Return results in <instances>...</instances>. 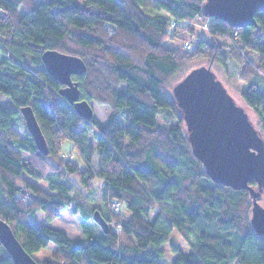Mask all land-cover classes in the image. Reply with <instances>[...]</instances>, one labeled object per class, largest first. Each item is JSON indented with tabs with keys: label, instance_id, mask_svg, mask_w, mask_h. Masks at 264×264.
I'll return each instance as SVG.
<instances>
[{
	"label": "trees",
	"instance_id": "1",
	"mask_svg": "<svg viewBox=\"0 0 264 264\" xmlns=\"http://www.w3.org/2000/svg\"><path fill=\"white\" fill-rule=\"evenodd\" d=\"M84 1L0 0V219L33 256L54 244L45 264H163L162 245L174 230L191 251L174 246L171 264H264L251 189L208 176L170 94V80L189 60L207 57L211 67L234 61L247 83L244 102L264 133V12L256 13L257 25L233 27L205 15L207 0ZM188 20L209 28L193 51L168 40L181 26L190 28ZM52 49L85 61L86 73L75 76L81 96L109 110L105 122L83 119L61 95L42 57ZM23 106L36 112L46 155L26 128ZM67 141L84 167L63 157ZM98 180L105 184L102 206L92 204ZM70 208L82 217V238L31 219L42 211L53 221ZM97 210L108 232L94 231ZM0 264H15L1 242Z\"/></svg>",
	"mask_w": 264,
	"mask_h": 264
},
{
	"label": "water",
	"instance_id": "2",
	"mask_svg": "<svg viewBox=\"0 0 264 264\" xmlns=\"http://www.w3.org/2000/svg\"><path fill=\"white\" fill-rule=\"evenodd\" d=\"M204 13L226 21L233 27L257 25L256 13L264 12V0H207ZM44 65L52 78L62 84L61 95L68 99L85 120L94 116L91 102L82 98L76 75L88 69L77 56L56 49L42 54ZM172 94L182 115L187 137L196 158H199L208 176L237 190L251 189L252 226L264 235V133L252 121L245 106L236 102L210 65L196 67L173 86ZM28 132L39 151L49 153V144L31 106L20 109ZM255 181L257 188L251 187ZM95 221L105 232L109 222L97 210ZM0 242L10 253L15 264H41L27 252L7 220L0 219Z\"/></svg>",
	"mask_w": 264,
	"mask_h": 264
},
{
	"label": "rangeland",
	"instance_id": "3",
	"mask_svg": "<svg viewBox=\"0 0 264 264\" xmlns=\"http://www.w3.org/2000/svg\"><path fill=\"white\" fill-rule=\"evenodd\" d=\"M81 4H83L84 0H78ZM187 25H189L190 28L186 29L181 26V28H178V32L175 33V35H171V37H168V40L171 44H174L176 46L182 47L184 46L187 48V51H193L194 47L196 46L197 42L199 41V38L208 37L209 35V28L206 21L202 20H191V21H185ZM185 24V25H186ZM186 25V26H187ZM174 31V29H173ZM172 31V33H173ZM177 31V30H176ZM170 44V45H171ZM225 49H230L228 47H225ZM246 56L251 59L253 64L255 66L258 65V58L257 55L251 51H248ZM1 54H0V60H1ZM210 60L207 57L204 58H193L192 60H189L186 65L183 66V69L180 73L175 75L172 80H170V87L176 84V82L183 79V77L189 73L190 70L204 66L209 65ZM212 70L216 72L217 77L224 83L225 87L228 89V92L232 94V96L235 98L236 102H239L241 105L245 106L247 109V112H249L252 121L256 124L258 128L261 129L262 123L260 122V119L258 115L253 112V110L244 102L243 99V90L247 87V83L245 80L241 78V67H238L234 61L228 62L226 66L215 62V64L212 66ZM171 96L172 89L170 90ZM5 98V97H4ZM93 108H94V115L99 118L101 121L105 122L107 120V117L109 115V110L105 107H102L100 105H97L95 102H91ZM180 111V110H179ZM164 118H160V122H164ZM25 122V121H24ZM26 123V122H25ZM21 133L24 132V123L19 127ZM27 128V127H26ZM61 153L64 158H76V162L80 163L83 167L85 166V163L83 162L80 154H77V152L74 150V143L68 142L64 144ZM91 166L97 170L96 163L92 162ZM76 179V178H75ZM41 186L44 188H48V183L44 180L37 181ZM98 189L95 193V200L92 202V204L102 206L106 203V198L104 195L105 191V184L102 180L97 181ZM261 202L264 204V198L261 197ZM111 207V206H110ZM121 207V205H120ZM123 212L126 210L124 207L121 208ZM128 213V212H127ZM155 212L152 214L154 215ZM33 223H35L37 226H42L45 224H50L51 226L63 229L68 236L71 238H82L85 236L84 228L82 227V217H80L79 214L73 213L72 209H68L64 211L62 214L59 215V217H56L53 221H47L46 215L39 211L38 214L35 217L31 218ZM92 227H94V231L96 233H100L102 231V227L98 226L97 223H92ZM118 227V226H117ZM181 248L183 251L189 252L191 251V246L189 244V241L186 240V238L177 230H174L171 233V237L168 242L164 243L162 245L163 249V258H161V261L163 264H171L173 259L175 258V253L173 251V247ZM55 245L51 244L49 247L42 249L39 251V253H36L34 255V258L37 260V262L41 264H45V260L50 258L54 253Z\"/></svg>",
	"mask_w": 264,
	"mask_h": 264
},
{
	"label": "built area",
	"instance_id": "4",
	"mask_svg": "<svg viewBox=\"0 0 264 264\" xmlns=\"http://www.w3.org/2000/svg\"><path fill=\"white\" fill-rule=\"evenodd\" d=\"M113 205L115 206L116 209L120 208V204L118 202H114Z\"/></svg>",
	"mask_w": 264,
	"mask_h": 264
}]
</instances>
